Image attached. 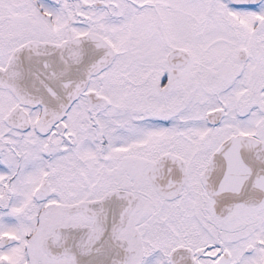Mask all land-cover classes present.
Here are the masks:
<instances>
[{"label":"snow or ice","instance_id":"6c2138e0","mask_svg":"<svg viewBox=\"0 0 264 264\" xmlns=\"http://www.w3.org/2000/svg\"><path fill=\"white\" fill-rule=\"evenodd\" d=\"M0 264H264V0H0Z\"/></svg>","mask_w":264,"mask_h":264}]
</instances>
